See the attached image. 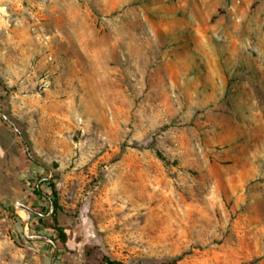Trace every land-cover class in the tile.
Masks as SVG:
<instances>
[{
    "label": "rangeland",
    "instance_id": "obj_1",
    "mask_svg": "<svg viewBox=\"0 0 264 264\" xmlns=\"http://www.w3.org/2000/svg\"><path fill=\"white\" fill-rule=\"evenodd\" d=\"M0 111V264H264V0H0Z\"/></svg>",
    "mask_w": 264,
    "mask_h": 264
},
{
    "label": "trees",
    "instance_id": "obj_2",
    "mask_svg": "<svg viewBox=\"0 0 264 264\" xmlns=\"http://www.w3.org/2000/svg\"><path fill=\"white\" fill-rule=\"evenodd\" d=\"M35 193L37 195H40V196H47L50 203H51V206L54 207V211L51 215L52 217V221H53V229H55L57 232H58V236L57 237H54V236H50L55 242H57V240H60L61 243L63 245L66 244L67 242V234L65 232V229L60 226L58 224V218H57V214H58V210L61 209V206L59 204V195H58V192L55 188V184L54 182L51 181V190L50 192H48V194H45L42 190H40L38 187L35 189ZM37 217L40 219V221L42 222L44 220V217L41 216L40 214H37ZM31 234H47L46 231L44 232H39V230H37L36 228L31 230ZM32 241L33 243H37V246L39 248H43L48 246V248H51L53 246L52 243L50 242H47L46 240H43V239H36V240H30ZM101 264H126V262H124L123 260L121 259H116V258H112L108 255H104L102 257V260H101ZM171 264H177L176 262H172Z\"/></svg>",
    "mask_w": 264,
    "mask_h": 264
},
{
    "label": "water",
    "instance_id": "obj_3",
    "mask_svg": "<svg viewBox=\"0 0 264 264\" xmlns=\"http://www.w3.org/2000/svg\"><path fill=\"white\" fill-rule=\"evenodd\" d=\"M0 116L3 117L4 119H6L7 121H9L11 124L14 125V122L5 113L0 111ZM14 126H15V129L17 131H20V129L16 125H14ZM22 138L24 139L23 136H22ZM27 149H28L29 154H31L30 151H29L28 146H27ZM21 205L23 206L22 209L26 211V213H27V215L29 217L31 208H29V206H27V205H25L23 203H21ZM26 224H27V222H26ZM27 236L29 238H31V239H43V240L49 241L55 246V254H54V257H53L52 262H51V264H53V262L55 260V257L57 256V251H58V247H57L55 241L51 237L46 236V235H42V234H27Z\"/></svg>",
    "mask_w": 264,
    "mask_h": 264
}]
</instances>
